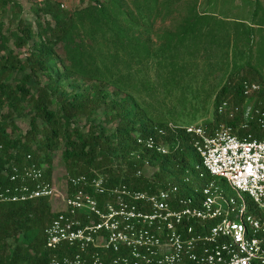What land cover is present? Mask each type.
I'll return each mask as SVG.
<instances>
[{"label":"trees","instance_id":"obj_1","mask_svg":"<svg viewBox=\"0 0 264 264\" xmlns=\"http://www.w3.org/2000/svg\"><path fill=\"white\" fill-rule=\"evenodd\" d=\"M177 1L87 0L86 6L67 11L59 3L40 0L41 3L32 7L36 18L34 30L31 23L20 17L22 9L16 0H0V53L5 52L0 56V119L22 115L26 111L24 103L31 104L28 131L12 138L0 130V192L10 184L5 174L10 165L28 162V154L37 165L46 164L45 175L51 179V152L59 147L60 161L68 174L106 173L108 185L126 183L137 190L156 192L174 182L180 186L182 194L190 195L193 185L201 184L203 179L197 177L194 167L199 159L192 149L191 137L183 131L167 136L169 144L179 142L169 154L149 155L151 166L156 168L149 178L136 176L135 171L142 167V158L148 157V152L133 160L129 155L136 149L132 136L149 134L167 123L148 125L141 120L143 113L132 103V98L109 99L110 92L102 87L111 85L121 92L126 85L125 76H129L121 73L120 66L148 65L150 52L142 32L148 30V23L172 14ZM6 13L16 21V28L9 36L2 33ZM185 20L179 24L178 32L165 34L166 42L157 50V62L169 67V71L174 69L175 59L186 39L193 34L199 37L224 29L206 27L205 32L201 20L184 23ZM239 24L245 25V22ZM252 25L263 27L264 21L260 18ZM249 28L247 34L253 32V26ZM235 34L239 43L243 39L241 32ZM11 39L16 51L26 49L23 60L17 59V54L10 49ZM244 43L249 53L252 52V38L245 37ZM52 61H57L61 67L54 75L51 74ZM40 74L47 81L29 86L30 80L38 81ZM71 78L75 81L68 82L71 93L66 94L61 80ZM254 78L252 74H243L232 82H225L214 96L213 121L203 123L212 125L221 120L215 108L222 99L231 96L235 103H243L240 88L243 80L260 83L258 101L264 109V83ZM76 80L92 82L90 91H77ZM54 99L57 107L51 109ZM100 108L108 123H116L113 130L106 132L101 125L91 123L85 127L76 125L77 118L83 115L90 118ZM4 109L5 115L1 114ZM225 122L234 124L228 119ZM186 171L191 177L188 183L183 181ZM57 212L52 211L47 198L0 201V264H48L50 253L45 248L43 230Z\"/></svg>","mask_w":264,"mask_h":264},{"label":"built area","instance_id":"obj_2","mask_svg":"<svg viewBox=\"0 0 264 264\" xmlns=\"http://www.w3.org/2000/svg\"><path fill=\"white\" fill-rule=\"evenodd\" d=\"M240 88L242 104L224 98L216 105L219 122L167 123L132 136L136 149L129 155L138 160L148 152L142 158V167L148 168L150 154L163 156L177 148L178 140L167 141L170 133L191 137L199 159L194 167L203 181L193 185L190 195L174 182L156 192L126 183L108 185V178L96 172L67 174L61 191L28 154V162L6 171L10 184L0 192V201L47 198L62 203L43 230L48 264H264L262 87L243 80ZM141 168L135 175L149 178ZM186 172L183 181L188 183Z\"/></svg>","mask_w":264,"mask_h":264},{"label":"rangeland","instance_id":"obj_3","mask_svg":"<svg viewBox=\"0 0 264 264\" xmlns=\"http://www.w3.org/2000/svg\"><path fill=\"white\" fill-rule=\"evenodd\" d=\"M16 1L22 9L20 17L31 23L33 29L36 30V18L32 12V7L41 3L40 0ZM50 1L59 3L67 11H73L87 5V0ZM251 2V0L177 1L173 6L172 14L166 17H158L148 23L147 31L142 32L143 38L148 41L150 52L148 65L146 64V67L145 64L121 65V73L129 76H125L126 85H123L121 92H117L116 88L111 85H102L110 92L109 99L120 100L129 96L133 100L132 103H135L142 111L141 120L147 122L148 125L172 123L183 126L206 120L211 121L214 117L215 93L225 82H232L243 74H252L255 76L254 79L264 83V27L253 26V32L248 31V34L246 33L247 30L251 29L249 26L252 25L251 21H253V15L249 9L253 10L255 4ZM183 20H185L184 23L195 20L200 22L201 20L202 28L205 26L204 31L206 27L214 29L218 26L220 29L224 28L227 33L221 29L217 34L216 32L206 35L200 34V38L193 34L191 38L186 39L184 48L178 52L175 59L174 69L169 71V67L160 66L157 62V50L166 42L165 34L178 32L179 24ZM244 20H247L245 25L239 24ZM3 24L2 33L6 36H9V33L16 28V21L11 18L10 13L4 14ZM200 26L198 25V28ZM236 31L241 32L243 38L238 41L239 43L235 39ZM245 37L252 38V52L250 53L247 49L248 45L244 43ZM11 41L12 39L9 42L10 49L17 54V59L23 60L26 56V49L16 51ZM4 54L5 52H1L0 56ZM50 65L53 67L52 75L55 74L56 70L61 69L57 61H52ZM16 76L19 78L20 74ZM46 81V77L40 74L38 81L31 79L28 85L32 87L38 82L44 83ZM72 81V78L61 80L66 94L71 93V86L68 85V82ZM76 82L79 84L77 91H90L92 82L87 83L81 80H76ZM228 98L234 102L231 96ZM246 101L251 102V100ZM24 107L26 108L24 114L0 119V130L3 129L12 138L28 131L31 104L29 102L24 103ZM56 107L57 102L54 99L51 109ZM5 112L4 109L1 114L5 115ZM75 123L84 127L87 123L98 124L106 132L113 130L116 125L115 122L108 123L105 120V113L102 108L98 109L90 118L87 117L86 119L84 115L77 118ZM60 153L61 147L51 152V179L55 186L63 191L68 172L60 161ZM40 166L45 170V163ZM141 170L144 175L151 176L156 168H148L147 165ZM103 175L108 178L106 173ZM225 192L233 194L228 188H225ZM50 203L53 212L59 211L63 207L58 200H51Z\"/></svg>","mask_w":264,"mask_h":264},{"label":"crops","instance_id":"obj_4","mask_svg":"<svg viewBox=\"0 0 264 264\" xmlns=\"http://www.w3.org/2000/svg\"><path fill=\"white\" fill-rule=\"evenodd\" d=\"M253 4H255V8L252 10L249 9L250 13L253 15V21L251 23H257L258 19L262 18L264 21V0H251ZM256 17V18H255ZM247 20H244L246 24ZM256 26V25H250ZM264 27V26H263Z\"/></svg>","mask_w":264,"mask_h":264}]
</instances>
